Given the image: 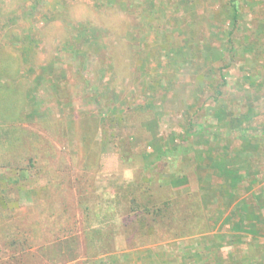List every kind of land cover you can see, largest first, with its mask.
I'll list each match as a JSON object with an SVG mask.
<instances>
[{
	"label": "rangeland",
	"instance_id": "obj_1",
	"mask_svg": "<svg viewBox=\"0 0 264 264\" xmlns=\"http://www.w3.org/2000/svg\"><path fill=\"white\" fill-rule=\"evenodd\" d=\"M6 82L0 264H264V0H0Z\"/></svg>",
	"mask_w": 264,
	"mask_h": 264
},
{
	"label": "trees",
	"instance_id": "obj_2",
	"mask_svg": "<svg viewBox=\"0 0 264 264\" xmlns=\"http://www.w3.org/2000/svg\"><path fill=\"white\" fill-rule=\"evenodd\" d=\"M10 67V66H9ZM21 85L14 86V84L6 82L3 83L0 87V115L8 114L7 112L10 110H15L19 103V95H20ZM7 103H5V101ZM87 138L84 137V140ZM131 212H135L132 211Z\"/></svg>",
	"mask_w": 264,
	"mask_h": 264
}]
</instances>
